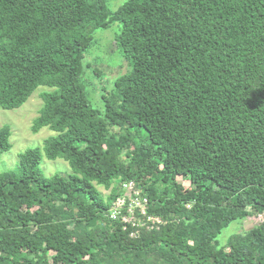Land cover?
Wrapping results in <instances>:
<instances>
[{
  "label": "trees",
  "instance_id": "trees-1",
  "mask_svg": "<svg viewBox=\"0 0 264 264\" xmlns=\"http://www.w3.org/2000/svg\"><path fill=\"white\" fill-rule=\"evenodd\" d=\"M114 23L131 70L100 112L83 60ZM39 87L31 132L72 174L44 178L39 148L0 173V264H264V0H0V108ZM129 183L144 214L112 219Z\"/></svg>",
  "mask_w": 264,
  "mask_h": 264
},
{
  "label": "rangeland",
  "instance_id": "rangeland-1",
  "mask_svg": "<svg viewBox=\"0 0 264 264\" xmlns=\"http://www.w3.org/2000/svg\"><path fill=\"white\" fill-rule=\"evenodd\" d=\"M124 1L106 0V3L108 8L113 11ZM119 31L118 23L112 24L105 30L95 31L93 43L84 55L85 72L82 82L92 108L100 112H103L104 109L101 96L111 91L115 79L131 70L129 62L124 58L115 42ZM46 90L43 87L37 88L25 104L18 109L3 110L0 108V126H8L11 132L10 149L0 156V173L14 170L18 164L20 153L29 148H39L41 153L39 169L44 178L55 174L65 177L72 174L67 162L62 159L49 161L44 155V141L54 134L48 128H42L36 134L31 132L32 122L42 106L39 96ZM97 190L103 198L109 194V191L102 187H97ZM261 222L263 219L260 216L233 222L222 230L217 239L220 244H224L232 234L246 232Z\"/></svg>",
  "mask_w": 264,
  "mask_h": 264
},
{
  "label": "built area",
  "instance_id": "built-area-1",
  "mask_svg": "<svg viewBox=\"0 0 264 264\" xmlns=\"http://www.w3.org/2000/svg\"><path fill=\"white\" fill-rule=\"evenodd\" d=\"M123 190L122 196L117 198L114 203L110 217L116 220L120 218L122 222H129L133 220L135 209L139 208V213L144 214L146 200L138 196V192L131 183L124 184ZM186 207L189 208L188 205ZM124 210H126L125 214ZM149 220L159 223L157 219L149 218Z\"/></svg>",
  "mask_w": 264,
  "mask_h": 264
}]
</instances>
